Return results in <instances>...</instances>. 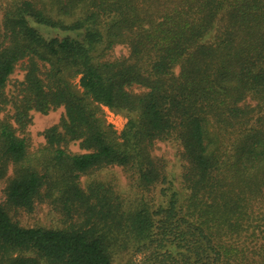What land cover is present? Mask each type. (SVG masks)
I'll list each match as a JSON object with an SVG mask.
<instances>
[{
  "label": "trees",
  "instance_id": "trees-1",
  "mask_svg": "<svg viewBox=\"0 0 264 264\" xmlns=\"http://www.w3.org/2000/svg\"><path fill=\"white\" fill-rule=\"evenodd\" d=\"M117 46L128 55L114 56ZM20 62L25 77L10 95ZM101 106L127 115L123 142ZM8 108L0 180L10 165L20 169L0 206V264H115L121 246L136 250L130 264L138 254L143 264H264V0H20L0 20V114ZM60 108V122L43 132L49 162L38 172L22 134L32 112ZM173 140L186 195L171 191L154 154ZM109 166L146 189L166 185L162 200L150 212L116 210L101 234L14 221L12 212L37 203L78 212L88 200L80 178ZM105 188L94 184L92 195L105 198Z\"/></svg>",
  "mask_w": 264,
  "mask_h": 264
},
{
  "label": "rangeland",
  "instance_id": "rangeland-1",
  "mask_svg": "<svg viewBox=\"0 0 264 264\" xmlns=\"http://www.w3.org/2000/svg\"><path fill=\"white\" fill-rule=\"evenodd\" d=\"M19 1L20 0H0V20H2L5 11L10 8L12 4ZM113 55L116 57H124L128 55V48L126 46H117L113 50ZM24 64L25 63L20 62L14 73L10 76L6 87V92L10 95L14 92V86L24 80L26 73ZM80 78L81 77H77L73 79V84L77 85V89L82 92L79 86ZM100 109L101 117L108 125L113 126L116 139L119 142H123L122 134L129 121L127 115L120 112L115 113L105 106H101ZM13 113L14 110L8 108L5 113L0 114V118ZM31 116L32 121L29 123L28 128L22 136L29 138V152L32 157L30 166L36 168L38 172H41L43 170V164L49 162V157H43L39 152L46 142L43 132L60 122L64 116V109L60 108L48 114L32 112ZM209 129L217 141V144L222 143L214 123L210 124ZM69 149L73 153H84L78 143L71 144ZM181 150L182 147L177 141H161L155 144L154 154L165 161L163 162L166 165L168 179L174 184L171 191L178 190L180 193L186 195L187 190L182 184L184 161L180 156ZM53 165L54 164L51 163V166ZM19 169L20 166L10 165L7 176L0 180V206L6 200V189L9 182L17 175ZM52 175L54 179H58L59 176L62 175V171L54 167L52 168ZM80 180L82 189L88 196V200L84 204L82 203L80 206H76L78 212L67 215L65 213H60L51 204L37 203L33 212L21 210L12 212L14 221L20 226L27 228L41 227L48 230L75 229L96 231L101 234L104 230L109 231L110 225L114 221L116 210L129 214H136L142 210L150 212L153 203L159 204L162 200L161 190L166 187V185H160L157 188L150 190L146 189L141 186L136 176L131 177V175L120 166H109L95 170L89 174L83 175ZM100 183L106 186L105 189L107 190L102 193L103 196H105L103 199H97L92 195L93 191L91 190L94 184ZM56 188L60 189L62 185H57ZM171 191L169 193H171ZM56 196L59 195L56 193L55 197ZM92 226L96 227V229H93ZM119 233L121 238L122 231ZM121 248H112L115 264H130L131 260L134 259L136 250ZM18 253H15L13 257H17ZM9 257L10 256H6L5 263L8 262ZM143 259V255L138 254L135 256L133 264H143Z\"/></svg>",
  "mask_w": 264,
  "mask_h": 264
}]
</instances>
